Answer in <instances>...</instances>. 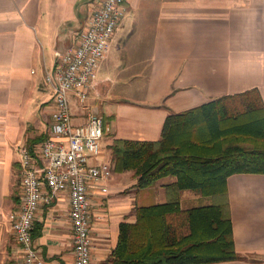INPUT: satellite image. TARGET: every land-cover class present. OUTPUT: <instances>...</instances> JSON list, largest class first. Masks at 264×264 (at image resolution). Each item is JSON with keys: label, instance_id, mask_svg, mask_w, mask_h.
Listing matches in <instances>:
<instances>
[{"label": "crops", "instance_id": "crops-1", "mask_svg": "<svg viewBox=\"0 0 264 264\" xmlns=\"http://www.w3.org/2000/svg\"><path fill=\"white\" fill-rule=\"evenodd\" d=\"M101 2L0 0V264H25L9 214L22 192L20 151L30 148L39 158L53 123L54 92L45 74ZM124 7L87 100L109 127L101 160L113 171L108 193L88 192L92 264H110L120 224L135 221L137 206L165 204L166 186L177 179L138 189L132 170H114L113 139L158 140L170 112L223 95L257 88L264 101V0H124ZM69 104L73 123L85 122L73 92ZM227 189L235 247L249 258L206 264H264V174L234 173ZM210 203L182 191L183 209ZM69 210L63 191L36 212L32 245L43 264L74 263Z\"/></svg>", "mask_w": 264, "mask_h": 264}, {"label": "trees", "instance_id": "trees-1", "mask_svg": "<svg viewBox=\"0 0 264 264\" xmlns=\"http://www.w3.org/2000/svg\"><path fill=\"white\" fill-rule=\"evenodd\" d=\"M110 149L114 170H132L138 189L166 176L177 178L166 186L165 204L137 206L135 221L120 224L110 264L249 258L235 247L227 178L264 174V101L257 88L170 112L158 140L113 139ZM185 190L208 196L211 203L183 209Z\"/></svg>", "mask_w": 264, "mask_h": 264}, {"label": "built area", "instance_id": "built-area-1", "mask_svg": "<svg viewBox=\"0 0 264 264\" xmlns=\"http://www.w3.org/2000/svg\"><path fill=\"white\" fill-rule=\"evenodd\" d=\"M125 10L124 0H102L87 27L76 36L75 45L56 51V65L45 74L54 92L53 123L40 143V157L29 148L20 151L22 192L18 207L9 214L15 239L25 250V264H43L32 243V225L36 212L50 204L59 193L68 192L73 231V264H92L94 241L90 221L89 189L109 191L111 165L101 160L102 139L106 127L102 115L88 105L100 60ZM73 92L86 121L74 124L69 104Z\"/></svg>", "mask_w": 264, "mask_h": 264}, {"label": "rangeland", "instance_id": "rangeland-1", "mask_svg": "<svg viewBox=\"0 0 264 264\" xmlns=\"http://www.w3.org/2000/svg\"><path fill=\"white\" fill-rule=\"evenodd\" d=\"M144 204H147V203H144Z\"/></svg>", "mask_w": 264, "mask_h": 264}]
</instances>
